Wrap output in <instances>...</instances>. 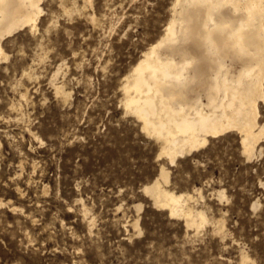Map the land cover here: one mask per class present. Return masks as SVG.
I'll use <instances>...</instances> for the list:
<instances>
[{
  "label": "rangeland",
  "instance_id": "obj_1",
  "mask_svg": "<svg viewBox=\"0 0 264 264\" xmlns=\"http://www.w3.org/2000/svg\"><path fill=\"white\" fill-rule=\"evenodd\" d=\"M84 3L78 0L81 10L69 15L60 0H43L39 30L20 29L4 39L9 58L0 60V198L19 209L0 205V262L260 264L264 139L252 159L242 152L239 134L229 132L171 164L121 102L122 76L164 32L173 0ZM93 11L99 23L90 19ZM60 65L56 80L66 81L68 99L51 82ZM32 67L37 74L30 77L25 72ZM26 87L27 99L20 95ZM13 102L21 111L11 109ZM162 163L172 186L195 192L193 203L213 220L224 219L228 234L216 222L197 233L153 204L144 184ZM137 218L140 227L133 224Z\"/></svg>",
  "mask_w": 264,
  "mask_h": 264
},
{
  "label": "bare ground",
  "instance_id": "obj_2",
  "mask_svg": "<svg viewBox=\"0 0 264 264\" xmlns=\"http://www.w3.org/2000/svg\"><path fill=\"white\" fill-rule=\"evenodd\" d=\"M42 1L0 0V60L9 58L4 47L6 37L20 29L28 28L31 33L39 30L45 10ZM83 1L85 7L93 6V0ZM60 2L69 15L81 8L78 0ZM170 12L164 32L122 76L121 102L125 113L155 139L159 155L168 163L194 155L212 138L229 132L239 134L242 152L252 159L262 151L260 142L264 139V0H173ZM90 19L94 23L101 20L95 11ZM61 67L51 82L56 94L68 99L72 91L66 81L56 80ZM35 71L25 73L33 77ZM29 93L26 87L20 95L27 99ZM19 105L13 102L11 109L20 110L23 106ZM144 190L155 206L168 210L170 216L184 218L187 227L197 233L208 223L216 222L217 230L228 234L224 219L213 220L206 209L193 203L199 199L195 192L172 186L166 164L162 163L159 174L144 184ZM196 190L204 197L201 188ZM218 194L226 197L224 190ZM0 205L19 209L3 198ZM258 205L259 200L254 202L255 207ZM92 216L87 222L94 231ZM133 224L140 227V218ZM248 258L243 252L242 260Z\"/></svg>",
  "mask_w": 264,
  "mask_h": 264
},
{
  "label": "snow or ice",
  "instance_id": "obj_3",
  "mask_svg": "<svg viewBox=\"0 0 264 264\" xmlns=\"http://www.w3.org/2000/svg\"><path fill=\"white\" fill-rule=\"evenodd\" d=\"M209 150H211V144H209L208 148L206 149V151H209ZM0 264H2V262H0ZM16 264H25V261L24 260H17ZM162 264H164V262H162ZM167 264H171V262H167ZM186 264H187V262H186ZM192 264H199V262L196 261L195 259H193ZM260 264H264V258L261 259Z\"/></svg>",
  "mask_w": 264,
  "mask_h": 264
}]
</instances>
